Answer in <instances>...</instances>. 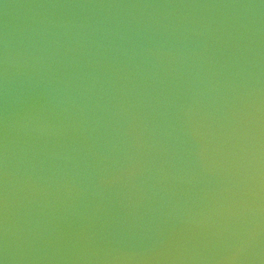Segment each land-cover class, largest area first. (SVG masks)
Wrapping results in <instances>:
<instances>
[{
  "label": "water",
  "instance_id": "95a60500",
  "mask_svg": "<svg viewBox=\"0 0 264 264\" xmlns=\"http://www.w3.org/2000/svg\"><path fill=\"white\" fill-rule=\"evenodd\" d=\"M0 264H264V0H0Z\"/></svg>",
  "mask_w": 264,
  "mask_h": 264
}]
</instances>
